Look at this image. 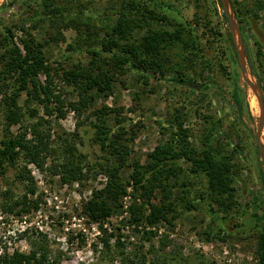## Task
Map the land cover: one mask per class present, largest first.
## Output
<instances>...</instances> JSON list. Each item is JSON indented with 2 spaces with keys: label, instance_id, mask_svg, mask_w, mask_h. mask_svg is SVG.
<instances>
[{
  "label": "rangeland",
  "instance_id": "1",
  "mask_svg": "<svg viewBox=\"0 0 264 264\" xmlns=\"http://www.w3.org/2000/svg\"><path fill=\"white\" fill-rule=\"evenodd\" d=\"M125 1L0 0V139L7 101L14 97L23 117L10 131L16 134L26 127L31 139L29 127L37 124L55 150L44 153L42 170L19 160L35 188L30 198L37 206L28 212L15 214L17 206L2 209L21 198L26 183L16 179L12 168L0 176V251L15 249L29 256L34 244H46L57 264H260L264 221L252 217L264 213V160L256 138L258 91L242 79L233 41L237 34L223 18L220 0H170L174 13L183 14L202 44L195 57L188 53L193 45L185 49L183 41L171 51L162 49L160 40L147 44V38L173 28L149 19L143 7L148 0H133L134 8ZM236 1L241 24L229 3L242 37L246 77L260 87L263 98L264 47L257 43L264 34V9H256L263 0ZM113 44L130 62L117 69L111 59L102 62L103 77L112 76L108 89L94 87L88 103L74 110L80 95L64 72L92 70L91 51ZM12 48L28 64L43 58L48 74L40 70L37 78L60 98V111L54 99L47 103V114L26 90L16 96L20 77L5 65ZM177 77L203 87L180 86L173 81ZM31 109L38 114L29 119ZM261 143L264 149V123ZM67 146L75 149L72 159L82 171L88 168L86 179H63L59 167L69 155ZM204 150L217 165L213 173L200 165ZM152 152L167 157L154 201L171 202L174 212L170 222L147 225L146 207L141 213L135 210L137 223L129 210L141 200L130 173L135 162H150ZM107 166L125 186V194L120 206L96 224L87 220L82 207L92 190L108 180L103 171ZM7 190L5 200L2 193Z\"/></svg>",
  "mask_w": 264,
  "mask_h": 264
},
{
  "label": "trees",
  "instance_id": "2",
  "mask_svg": "<svg viewBox=\"0 0 264 264\" xmlns=\"http://www.w3.org/2000/svg\"><path fill=\"white\" fill-rule=\"evenodd\" d=\"M123 3V2H122ZM125 5L128 7L134 8L138 7L133 0L125 1ZM170 0H148L143 5L144 10L149 15V19H155L157 21H162L170 25L173 29L170 31H161L157 34L153 35L150 38H147V44L154 41H162L161 48L170 51L171 48L175 45L177 41L182 43H186L187 47H191L189 54L195 57V53L202 48V44L198 40V36L194 33L192 28H190V24H187L186 18H181L183 15L179 12L178 16L174 13V7L171 6ZM222 7V3L219 2ZM239 2L236 0H231V5L233 11L242 23L241 18H239V6L237 4ZM124 5V4H123ZM124 5V6H125ZM258 7L256 9H264V0L262 2H258ZM223 8V7H222ZM155 10V12H154ZM182 19V20H179ZM226 19L225 16H223ZM118 21H121L119 18ZM252 22H256L255 20H251ZM248 23V28L250 27L254 33L256 30L252 28V24ZM254 25H256L254 23ZM197 26V25H196ZM199 26V25H198ZM197 26V27H198ZM241 27V26H240ZM10 31L6 30V34L9 35ZM257 34V33H256ZM259 38V37H258ZM232 43V41L230 42ZM260 47H264V34L260 36L257 43ZM233 45V44H232ZM117 44H113V48L104 47V49L99 51H91L93 56L92 60L89 62L91 64L92 70H82L79 72L67 71L64 72L66 81L69 84L74 85L78 95H80L79 102L75 105H72L74 110L79 111L81 107L86 105L88 101L91 99V94L89 91L96 87L98 91H104L109 87V79L112 76H107V78L103 77L104 72L102 70V62L108 60H112V67L117 69L122 65H127L130 62L129 59H124L122 56H119L121 50L117 48ZM25 49L27 52L30 51V48L25 45ZM116 49L115 51H113ZM119 50V52H118ZM10 53V59L6 62L5 65L8 66L6 69L7 72H17L20 79V86L18 89V93L22 90H26L28 95L32 96L37 102L43 105L45 113L50 114L48 111V102L51 99H54L55 102L59 103L56 107L58 111H60V106L62 101L58 96H54L52 94V90L49 86L41 85L38 81L37 75L38 71L45 70L46 75L48 74V66L45 64V61L41 56L34 60V63L28 64L27 57L18 52L16 48H12L8 51ZM111 53V55H110ZM124 54V50L122 51ZM101 54H105L102 56ZM127 57V56H125ZM4 58V55H0V62ZM123 58V59H122ZM121 63V65H120ZM98 69V74L93 75V69ZM19 72H18V71ZM114 71H112L113 75ZM0 77H2L0 73ZM103 77V78H102ZM178 85L192 89V90H201L203 84H197L191 79H184L182 77H177L173 79ZM28 86L31 87V90H28ZM264 90V89H263ZM264 100V94H263ZM38 110L31 109L28 115L29 119L37 117ZM23 117V113H20L19 108L16 107L15 98H10L9 102L7 101V108L4 112V133L0 139V176H4L9 169H14L17 171L16 179L25 184L24 193L21 198L17 202H13L12 204H5L2 209L4 211H12L14 206L19 207L15 214H20L22 212H28L33 208H36L37 201L30 198V195H33L35 192V188L32 184H29L28 180V171L26 166H20L19 160L24 159L26 163H34L38 168L42 170V162L44 160V153H49V151H55L53 148L45 142V135L43 132L39 131V126L37 124H33V126L29 127L31 130L32 138H27V129L21 128V131H18L16 134H13L10 131V128L13 125L21 122ZM47 138V136H46ZM48 140V138H47ZM112 145L113 141H109ZM107 145L104 143L102 145L105 148ZM74 148L72 146H67L66 151L69 152L66 160L62 163L61 167H59L63 175V179L65 181H79L82 179H86L88 175V168L82 171V167L79 166V163L72 159L74 156ZM151 161L146 165H141L138 161L135 162L132 171L130 173V178L132 180V187L135 191L139 193L140 196V204L137 205L134 203L129 207V210L132 213L134 222H138L140 220V215L135 213V210H139L138 213H141L144 207L147 208L148 214L144 217L145 223L147 225H154L156 222L165 221L170 222L174 212V206L171 202H156L154 201L156 188L160 185L158 182L160 180V176L163 173H166L165 163L167 157L160 158L159 154L152 152ZM121 162H125V158H120ZM200 165L203 169L207 170L209 173L215 172L217 169V165L213 160L210 152L208 150L203 151V159L200 160ZM56 166H55V168ZM58 171V170H57ZM104 173L108 176V180L104 184V186L98 190H92L91 198L88 199L83 207L82 213L85 215L87 220L92 223L102 224L107 217H109L112 211L120 206L119 199L125 194V186L118 180L117 174L113 172L108 166L103 170ZM158 181V182H157ZM158 184H157V183ZM163 188V186H161ZM9 190L2 193L5 200L8 196ZM172 213V214H171ZM257 221H264V213L260 216L254 214L252 216ZM260 246L262 252L259 257V263L264 264V229L261 230L260 233ZM31 254L29 256L24 255L17 250L13 249L11 252H8L6 249L0 251V264H57L58 259L56 257H52L49 249L46 244H41L36 246L34 244Z\"/></svg>",
  "mask_w": 264,
  "mask_h": 264
},
{
  "label": "water",
  "instance_id": "3",
  "mask_svg": "<svg viewBox=\"0 0 264 264\" xmlns=\"http://www.w3.org/2000/svg\"><path fill=\"white\" fill-rule=\"evenodd\" d=\"M220 2L222 3V7H223L222 9L224 11L225 17L227 18L229 26L237 34V37H236L237 42H235L234 36H233V41H234L235 50H236V53H237V56L239 59V63H240L242 79L248 84V86H250L253 89H256L258 91L257 98H258V103H259V108H260V122H259V128L256 132V138H257L258 150H259V152H260V154L264 160V149H263V146L261 143V131L263 128V123H264V105H263L262 91L258 85L253 84L246 77L245 57H244L243 47H242V37H241L240 29H239L238 25L235 23L233 15L231 13V7H230L229 0H220Z\"/></svg>",
  "mask_w": 264,
  "mask_h": 264
}]
</instances>
